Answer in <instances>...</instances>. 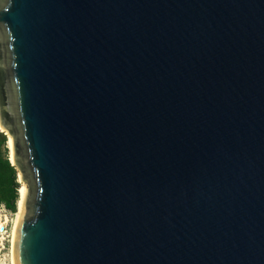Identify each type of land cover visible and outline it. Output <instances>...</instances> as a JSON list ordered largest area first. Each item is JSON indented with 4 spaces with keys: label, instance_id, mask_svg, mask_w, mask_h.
<instances>
[{
    "label": "water",
    "instance_id": "water-1",
    "mask_svg": "<svg viewBox=\"0 0 264 264\" xmlns=\"http://www.w3.org/2000/svg\"><path fill=\"white\" fill-rule=\"evenodd\" d=\"M15 264H264V0H0Z\"/></svg>",
    "mask_w": 264,
    "mask_h": 264
},
{
    "label": "built area",
    "instance_id": "built-area-1",
    "mask_svg": "<svg viewBox=\"0 0 264 264\" xmlns=\"http://www.w3.org/2000/svg\"><path fill=\"white\" fill-rule=\"evenodd\" d=\"M17 213V200L15 209H11L0 202V264H12V243Z\"/></svg>",
    "mask_w": 264,
    "mask_h": 264
},
{
    "label": "trees",
    "instance_id": "trees-1",
    "mask_svg": "<svg viewBox=\"0 0 264 264\" xmlns=\"http://www.w3.org/2000/svg\"><path fill=\"white\" fill-rule=\"evenodd\" d=\"M16 170L7 158L0 156V202L15 209L18 197Z\"/></svg>",
    "mask_w": 264,
    "mask_h": 264
},
{
    "label": "bare ground",
    "instance_id": "bare-ground-1",
    "mask_svg": "<svg viewBox=\"0 0 264 264\" xmlns=\"http://www.w3.org/2000/svg\"><path fill=\"white\" fill-rule=\"evenodd\" d=\"M7 145L9 147V159L13 163V157H12V140L9 135H7ZM19 180L21 182L19 188H18V197H17V213H16V221H15V230H14V235H13V243H12V255H11V261L12 264H15L14 261V244H15V235H16V228L18 226V223L21 218V214L24 208V200H25V195H26V186L25 183L21 180L19 177Z\"/></svg>",
    "mask_w": 264,
    "mask_h": 264
},
{
    "label": "rangeland",
    "instance_id": "rangeland-1",
    "mask_svg": "<svg viewBox=\"0 0 264 264\" xmlns=\"http://www.w3.org/2000/svg\"><path fill=\"white\" fill-rule=\"evenodd\" d=\"M7 134L5 132L2 131V129H0V156L7 158L9 160V147L7 145ZM11 138V137H10ZM15 168V166H14ZM16 170V183H17V191L18 188L21 184L19 177L21 178V176L19 175L18 170L15 168Z\"/></svg>",
    "mask_w": 264,
    "mask_h": 264
}]
</instances>
